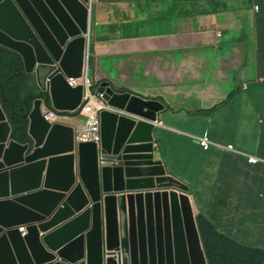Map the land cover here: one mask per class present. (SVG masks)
<instances>
[{"label":"water","instance_id":"water-1","mask_svg":"<svg viewBox=\"0 0 264 264\" xmlns=\"http://www.w3.org/2000/svg\"><path fill=\"white\" fill-rule=\"evenodd\" d=\"M89 6L0 0V45L36 81L23 115L31 143L14 139L0 97V264H208L189 187L154 159L146 133L165 103L106 79L90 86L110 106L100 112V150L76 144L63 121L90 101L67 80L88 75Z\"/></svg>","mask_w":264,"mask_h":264},{"label":"crops","instance_id":"crops-1","mask_svg":"<svg viewBox=\"0 0 264 264\" xmlns=\"http://www.w3.org/2000/svg\"><path fill=\"white\" fill-rule=\"evenodd\" d=\"M93 2L90 65L93 43L124 45L118 53L130 58L125 65L131 70L124 72L139 76L137 93L168 106L146 133H152L159 147L154 159H161L169 175L189 186L196 221L202 217L229 240L264 250V137L252 143L219 137L230 94L233 99L238 90L239 97L248 92L250 86L244 87L249 82L264 93V0ZM129 41L138 46H125ZM238 82L239 87L232 85ZM84 119L63 120L76 128ZM181 123L191 130L206 125L218 138L190 132ZM259 124L262 135L264 123ZM198 138L207 139L210 148L204 150ZM250 156L257 163H250ZM201 180L208 187L202 188L205 198L198 201L192 190Z\"/></svg>","mask_w":264,"mask_h":264},{"label":"rangeland","instance_id":"rangeland-1","mask_svg":"<svg viewBox=\"0 0 264 264\" xmlns=\"http://www.w3.org/2000/svg\"><path fill=\"white\" fill-rule=\"evenodd\" d=\"M96 6L97 4L93 2L92 14L96 9ZM245 8L249 10L252 9V6L247 4ZM242 34H244V32H241V37ZM237 37L240 38V36ZM245 42H247L246 39H244V43ZM101 43L102 42L98 43L99 46H94L97 43H93L94 51L92 55L93 57L95 56V59L91 61V65L89 67V79L93 83L106 79L113 82L115 87L125 88L137 93V91L141 89L139 76H134L132 74L130 77L129 73L124 72L131 70L129 65H125L126 62H130V58H121L118 53L119 50L122 51V46L124 45H119L116 42L110 45ZM237 43L239 44V42ZM247 44L248 43H245V45ZM251 45L254 46V43ZM125 46H138V42L129 41L125 43ZM97 51L99 55H97ZM111 55L115 56L111 57ZM248 66V69L251 70L253 64L249 63ZM130 78H132V80H130ZM232 85H234V87H239L241 82H238L237 84L233 83ZM248 85L250 86V90L248 92H242L240 97L238 96V93H236V96H234L233 99L230 98L232 96V94H230V97L226 100V119L222 123L224 130L219 133V137L222 140L236 141L239 143H252L259 138L264 137V134L259 135L262 128V125L259 124V122L264 123V93H257L253 82H249L247 87ZM181 126L189 128L188 130H190V132L199 135L218 138L216 136L217 132L210 131L206 125L195 126V130H191L192 128L190 125H184L183 123H181ZM199 183L200 185L195 184V188L192 191L194 193V197H196L198 201H202L205 196H203L200 192L203 187L208 186L204 185L203 180Z\"/></svg>","mask_w":264,"mask_h":264},{"label":"trees","instance_id":"trees-1","mask_svg":"<svg viewBox=\"0 0 264 264\" xmlns=\"http://www.w3.org/2000/svg\"><path fill=\"white\" fill-rule=\"evenodd\" d=\"M35 88V78L26 73L23 57L0 45V97L4 94L2 104L13 126V137L21 143L33 142L30 121L23 115L27 113L25 99ZM197 223L208 264H264V250L229 240L202 217H197Z\"/></svg>","mask_w":264,"mask_h":264},{"label":"built area","instance_id":"built-area-1","mask_svg":"<svg viewBox=\"0 0 264 264\" xmlns=\"http://www.w3.org/2000/svg\"><path fill=\"white\" fill-rule=\"evenodd\" d=\"M257 9V7H256ZM220 36V34H219ZM79 81V82H78ZM69 83L72 86H77L78 84H83L86 86H89L91 83L88 79H69ZM102 95H100V98ZM103 104L101 101H92L87 107H86V118L84 122L76 129L75 131V140L77 143H95L97 145L100 144L101 141V130H100V116L99 111L103 108ZM200 142V145L205 149H209L211 143L204 139L200 138L198 139ZM252 163H255L257 159L250 158L249 160Z\"/></svg>","mask_w":264,"mask_h":264},{"label":"clouds","instance_id":"clouds-1","mask_svg":"<svg viewBox=\"0 0 264 264\" xmlns=\"http://www.w3.org/2000/svg\"><path fill=\"white\" fill-rule=\"evenodd\" d=\"M92 7H93V0H90V6H89V10H90V13L92 14ZM256 7H257V9H256ZM254 10H259V6L258 5H254ZM91 23H92V19H91ZM92 32V31H91ZM220 34V33H219ZM219 34H218V36H219ZM220 36H221V34H220ZM89 45L90 46H92V42H91V34L89 35ZM89 53H90V49H89ZM89 56H90V54H89ZM88 56V57H89ZM89 65H90V58H89ZM90 67V66H89ZM26 70V69H25ZM88 72H89V68H88ZM27 73V72H26ZM30 75V74H29ZM69 79H75V80H80V79H88L89 81H90V85L89 86H86V85H83V84H78L77 86H79V85H83L85 88H86V92H85V94H84V99H85V96L86 95H88L89 97L91 96V92L88 90L89 89V87L90 86H92L93 88L95 87V85H96V83H93L90 79H89V77H88V75L86 76V77H82V78H68L67 80H68V83H69ZM79 82V81H78ZM70 84V83H69ZM71 85V84H70ZM77 86H72L71 85V87H77ZM248 89V87L247 86H245L244 87V90H247ZM100 95H102V97L100 98ZM30 96V95H29ZM96 100H98V101H101L102 102V104H103V108L99 111V116H100V112L102 111V110H105V109H107V110H109L110 109V106L103 100V94H101V93H95L94 95H93V97H90V101L85 105V107H84V109H83V112H82V114L80 115V117H82L83 115H85V118H86V107L92 102V101H96ZM3 105V104H2ZM4 108V107H3ZM79 118V117H78ZM63 119H70V118H63ZM72 119V118H71ZM85 120V119H84ZM84 120H83V122H84ZM64 122H66L65 120H63ZM100 121H101V117H100ZM82 122V123H83ZM67 123V122H66ZM81 123V124H82ZM68 124V123H67ZM80 124V125H81ZM70 125V124H69ZM79 125V126H80ZM72 126V125H71ZM79 126H77L76 128L74 127V126H72L73 128H74V140H75V131H76V129L79 127ZM100 130H101V125H100ZM198 139H200V138H198ZM205 139V138H204ZM207 140V139H206ZM199 141V140H198ZM75 143L76 144H80V143H77L76 142V140H75ZM88 143H91V142H88ZM95 144V143H94ZM199 144H200V142H199ZM97 145V144H96ZM155 145H156V143H155ZM201 146V145H200ZM211 146V145H210ZM97 147H98V149L100 150V147H101V141H100V144L99 145H97ZM202 147V146H201ZM203 148V147H202ZM210 148V147H209ZM204 149V148H203ZM228 149H230V150H232L233 151V148H229L228 147ZM205 150V149H204ZM208 150V149H207ZM250 158H255V159H257L256 157H254V156H250L249 157V160H250ZM257 161H258V159H257ZM257 161L255 162V163H257ZM250 162V161H249ZM250 163H252V162H250ZM255 163H253V164H255ZM166 165V164H165ZM187 186V185H186ZM189 187V186H188ZM190 189V188H189ZM197 222V221H196ZM198 226V225H197ZM25 229H26V227H22L21 228V230H22V232H23V234L24 235H26L27 234V229H26V231H25ZM199 230V229H198ZM25 231V232H24ZM200 234V233H199ZM201 238V237H200ZM202 242V241H201ZM202 246H203V244H202ZM204 249V248H203ZM205 252V251H204ZM208 262V261H207Z\"/></svg>","mask_w":264,"mask_h":264},{"label":"bare ground","instance_id":"bare-ground-1","mask_svg":"<svg viewBox=\"0 0 264 264\" xmlns=\"http://www.w3.org/2000/svg\"><path fill=\"white\" fill-rule=\"evenodd\" d=\"M53 120V119H52Z\"/></svg>","mask_w":264,"mask_h":264}]
</instances>
